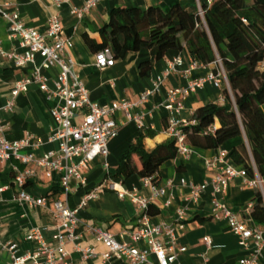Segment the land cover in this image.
<instances>
[{
  "label": "crops",
  "instance_id": "1",
  "mask_svg": "<svg viewBox=\"0 0 264 264\" xmlns=\"http://www.w3.org/2000/svg\"><path fill=\"white\" fill-rule=\"evenodd\" d=\"M54 1L3 0L2 3L7 5L6 10L17 11L26 27L41 33L45 30L47 19L58 16L62 36L71 44L68 54L74 61V72L85 86L93 103L101 106H110L122 101L137 103L142 93L152 89V81L162 75L168 63L176 58L182 60V64L163 79L156 94L145 103L137 104L129 110L130 116H142L143 126L139 128L134 122H127L125 113L116 111L112 118L121 126L117 136L108 143V156L106 159L96 157L88 163L86 170L82 171L84 185L75 179L68 183L67 202L71 208H75L84 195L106 180L120 182L123 188L135 189L142 196L148 197L152 189L144 185L138 176L124 181L120 179L122 156L137 140L148 153L173 141L166 132L169 113L164 104L167 93L170 90L185 88L189 83L204 78L214 69V64L191 69L195 59L185 49L170 50L159 61H154L147 50H141L129 53L123 59H116L112 67L100 70L95 66L96 53L87 46L83 36L86 35L99 44L100 28L108 22L110 11L120 7L137 8L141 11L155 7L167 13L173 6L180 5L187 11L196 12L198 4L202 5L204 0H97L95 6L83 14L81 19L71 14V9L82 8L87 0H68V3L59 7L55 6ZM0 41L5 51L23 52L18 40L9 37L8 24L2 17ZM144 62L151 64L150 72L146 76L140 75L138 69ZM42 73L48 78V84L51 86L58 69ZM28 75L29 68H14L10 62L0 57V119L7 124V141H20L32 136L34 140L41 142V146L32 154L41 157L58 149L57 143L48 141V136L55 127L49 113L54 102L47 101L37 85L31 84L26 92L15 98L11 112L2 110L10 98L13 85ZM225 89H228V85L223 80L221 88L206 83L184 100L178 96V101L182 100L184 106L178 119L189 122L198 108L208 104L222 105V92ZM75 121H80V117ZM242 143H245L244 136L231 139L217 149L203 150L191 147L192 153L188 158L175 156L160 166L157 183L153 187L164 188L167 182H171L172 187L166 188L165 194L150 205L152 211L157 213L148 216L151 224L165 222L173 226L179 246L185 248V252L178 256L179 264H238L242 258L252 253V246L248 251L239 248L237 237L224 220L212 218L210 186L205 188L196 202H192L188 199L189 189L179 183L183 178L188 183L202 185L215 172L206 162L216 155L218 149H223L229 154ZM228 163L236 167L230 157ZM11 166H17L20 170L24 168L14 161L0 162V189L3 188L0 191V264L10 262L7 249L10 244H17L18 254L34 249V244L25 239L32 228L40 230L46 243H54L52 237L56 234L55 227L58 222L53 220L50 210L52 202L60 199L63 192L60 187L61 173L53 172L51 177L47 178L37 169L34 178L25 183L24 190L34 197L45 198L47 204L44 207H34L20 203L16 200L19 188L13 183L14 172ZM255 193L256 190L245 185L241 178H235L230 181L226 194L218 196V199L240 219L251 223L248 206L253 205ZM167 200L171 202L169 206L165 205ZM178 209L185 211V220L182 222L177 221ZM139 215L132 203L118 199L111 190L103 189L96 199L90 200L87 206L79 211L80 224L75 231L79 236L80 246L92 248L94 255L83 259L80 252L73 250L72 244H67L68 264H104L102 255L107 249L94 240L88 231L90 227L110 233L117 242H125L139 250H145L144 242L132 243L126 235L136 229ZM205 237L211 240L209 249L203 244L202 239ZM147 260L146 264H156L153 255H148ZM112 264H126V261L112 260ZM256 264H264V248Z\"/></svg>",
  "mask_w": 264,
  "mask_h": 264
},
{
  "label": "built area",
  "instance_id": "2",
  "mask_svg": "<svg viewBox=\"0 0 264 264\" xmlns=\"http://www.w3.org/2000/svg\"><path fill=\"white\" fill-rule=\"evenodd\" d=\"M2 1L0 0V17L8 24L9 37L18 40L23 52L5 51L0 41V57L10 62L14 68H29L28 77L13 85L10 98L2 110L11 112L15 98L20 93L26 92L29 85H37L45 99L54 102L49 113L55 127L50 132L48 141L57 143L58 149L47 152L41 157H35L32 152L41 146V142L34 140L32 136H27L20 141H7L5 139L7 124L0 119V162L14 161L24 166L22 170L17 166H11L14 172L13 183L19 188L16 200L20 203L34 207L46 206L45 198L34 197L24 190L25 183L34 178L37 169L42 171L47 178H50L53 172L61 173L60 187L63 191L62 197L52 202L50 210L53 220L58 222L55 227L56 234L52 237L54 243H46L40 230L32 228L25 239L34 244V249L31 252L18 254L17 244L8 245L10 255L8 264H68L67 244H72L73 250L80 252L83 259L93 257V249L82 248L75 231L80 224L79 211L86 207L90 200L96 199L103 189L111 190L118 199L127 200L133 204L140 215L136 229L127 232L126 235L132 243L142 241L146 244L145 250H139L128 243L117 242L108 232L90 227L88 231L93 235L94 240L103 244L107 249V252L102 255L104 264H112V260H124L126 264H146L148 255L155 257L156 264H179L178 256L185 252V248L179 246L173 226L165 222L151 224L146 214L149 206L165 194V189L172 187L171 182H167L164 188H155L150 179H142L143 184L152 189L150 196L145 197L135 189L123 188L120 182L106 180L99 187L84 195L75 208L68 205L67 195L68 183L71 179L84 185L82 171L86 170L88 163L96 157L106 159L108 156V143L117 136L121 126L113 120L114 113L123 111L127 122H134L141 128L143 126L142 116H130L129 110L137 104L145 103L156 94L163 79L174 72L175 68L182 64V60L176 58L168 63L162 75L152 81V89L142 93L137 103L122 101L110 106H101L90 101L88 91L74 72V61L68 54L71 44L62 36L58 16L49 17L45 30L41 33L26 27L18 12L6 10L7 5ZM215 1L204 0L202 5L198 4L196 14L200 20L204 18L205 9L210 8ZM96 2L97 0H87L82 8H72L71 14L81 19L83 14L95 6ZM65 3H68V0L54 1L56 7ZM94 57L95 66L100 70L114 65V58L109 48L97 52ZM213 64L214 69L204 78L189 83L185 88L170 90L167 93L164 104V108L169 113L166 132L174 141L178 157L188 158L192 153V148L186 144V136L182 128L195 124L193 119L189 122L178 119V115L184 108L182 100L206 83L221 88L224 80L228 85L221 60L217 57ZM201 66L204 65L195 60L190 68L195 69ZM54 68L58 69V73L50 86L48 78L42 72ZM257 69L264 72V56L257 64ZM178 96H181L182 100L178 101ZM78 117L80 121L76 122ZM215 130V125H211L204 134H213ZM28 150L30 151L27 152ZM228 161L227 151L218 149L216 155L206 162V165L215 171L207 181L202 185H194L182 178L179 183L189 189L188 199L192 202H196L205 188L210 186L212 218L224 220L227 223L231 232L237 237L241 250L248 251L250 246L253 247L252 253L242 258L238 264H256L264 248V229L256 226L252 221L250 223L240 219L236 213L220 202L218 196L226 194L230 181L241 178L245 185L259 191L264 199V178L256 172L254 176L249 177L244 169L234 167ZM105 167H107L106 163ZM2 190L3 188L0 189ZM170 203V200H167L165 205L169 206ZM251 207L252 205H249L248 210ZM176 216L178 222L184 221L185 211L176 210ZM202 241L207 249L211 247V240L208 237L203 238Z\"/></svg>",
  "mask_w": 264,
  "mask_h": 264
},
{
  "label": "trees",
  "instance_id": "3",
  "mask_svg": "<svg viewBox=\"0 0 264 264\" xmlns=\"http://www.w3.org/2000/svg\"><path fill=\"white\" fill-rule=\"evenodd\" d=\"M99 36V44L86 35L83 39L94 53L109 48L114 60L141 50H147L154 61L170 50L182 49L202 65L218 57L229 88L222 92V105L208 104L195 111V124L182 128L186 144L210 150L244 136L245 143L233 148L229 157L249 177L256 172L264 178V72L257 69L264 56V0H216L205 9L203 20L180 5L167 13L155 7L145 11L120 7L110 11ZM138 69L146 76L151 64L141 63ZM211 125H215V132L205 135ZM175 156L174 141L148 153L137 140L122 156L119 177L124 181L138 176L155 185L160 166ZM152 209L149 206L146 214L155 215ZM249 216L253 224L264 229V199L259 191Z\"/></svg>",
  "mask_w": 264,
  "mask_h": 264
},
{
  "label": "rangeland",
  "instance_id": "4",
  "mask_svg": "<svg viewBox=\"0 0 264 264\" xmlns=\"http://www.w3.org/2000/svg\"><path fill=\"white\" fill-rule=\"evenodd\" d=\"M231 98H232V95H231Z\"/></svg>",
  "mask_w": 264,
  "mask_h": 264
}]
</instances>
